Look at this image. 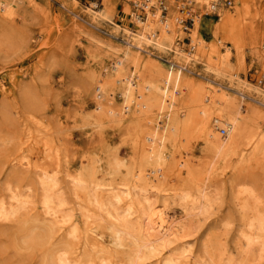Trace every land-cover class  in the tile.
<instances>
[{
  "label": "rangeland",
  "instance_id": "1",
  "mask_svg": "<svg viewBox=\"0 0 264 264\" xmlns=\"http://www.w3.org/2000/svg\"><path fill=\"white\" fill-rule=\"evenodd\" d=\"M0 1L10 2L5 12L0 9V200L8 198L5 201L11 203V193L16 191L21 199H29L28 205L33 208L30 211L32 208L27 205L28 208L12 220L0 218V264H54L55 252L66 249L71 253L69 256L84 261L79 264H87L85 260L89 255H95L81 246L79 240L70 239L67 230L58 231L57 227L51 230L52 224L40 203L43 192L38 166L48 168L50 176L57 173L55 177L58 176L62 190L58 193H63L67 201L62 214L70 211L83 228L90 219L92 223L97 222L93 224L100 240L105 245L113 242L112 232L106 227L105 214L88 201V193L80 192L84 196L79 193L82 198L78 200L79 196L76 200L69 179L83 173L90 182L97 158L101 159L104 170L121 162L117 181L129 179V172L137 173L145 153L144 145L151 144L146 138L155 129L161 133L158 124L169 125L167 110L160 111L159 106L151 102L153 99L146 101L153 95L141 88L142 81H155L168 72L181 76L174 97L176 107L182 109L178 119L182 125L176 132L167 134L168 166L146 178L150 183L149 195L158 205L168 202L173 217L188 220L186 224L191 225L192 231L187 241L196 257L211 254L216 259L217 249L222 245L228 253L224 259L231 256L237 264H264V252L257 246L252 256L241 259L240 233L245 229V222L240 206L235 202L239 189L247 184L256 192L260 199L258 207L264 212V139L259 140L264 136V102L256 99L255 91L256 87L264 91V0H191L194 2L190 6L191 12L197 14L198 19L193 27L188 24L189 32L178 23L182 15L177 8L187 0H170L168 22L171 28L165 37L170 51L151 48L142 51L137 61L132 57L126 60V76L133 74L139 79L138 89L145 97L141 100L142 103L145 101L143 108L137 106L139 91H135V100L126 112L122 110L123 99L119 96L123 87L113 85L110 75L113 64L129 47L121 28L140 29L130 17L136 0ZM227 1L232 4L227 6ZM216 3L220 4L218 17L209 11ZM91 10L97 12L95 17ZM161 26L156 23L154 31L160 34ZM191 47L195 48L194 53H190ZM172 49L181 50L186 55L177 60ZM194 56L195 60L192 59ZM175 62L180 68L174 65ZM104 88L112 97L105 104L99 97ZM240 88L249 95L241 96ZM223 93L244 101V111L249 112L247 115L243 111L245 118L249 116L248 120L245 119L246 125L250 124L247 132H250L249 127L254 128L250 133L252 137L254 135L251 146L241 145L246 149L244 163L236 157L215 156L207 130L202 129L203 116L199 112L205 98L213 99ZM263 95L259 94V98ZM211 118L209 125L214 130L216 123L214 117ZM222 129L227 127L217 124L215 132L225 139L227 134L222 135ZM260 144L263 145L259 147ZM44 145L49 146L48 150ZM186 165L194 170L192 177L187 175ZM99 175H94L99 182L110 180ZM133 182L131 179L130 184ZM203 185L211 186L217 200L212 211L197 223L184 216L174 195L183 191L196 194L197 187ZM25 195L30 197L26 199ZM241 198L240 203H243L246 197ZM89 210L91 213H87ZM86 214L92 218L87 220ZM205 245L209 248L205 249ZM130 249L127 246L123 249L124 254H115L117 260L112 258L107 263L131 264L129 259L133 257V248ZM150 260L143 264H155V258ZM95 261L101 264L100 260Z\"/></svg>",
  "mask_w": 264,
  "mask_h": 264
},
{
  "label": "bare ground",
  "instance_id": "2",
  "mask_svg": "<svg viewBox=\"0 0 264 264\" xmlns=\"http://www.w3.org/2000/svg\"><path fill=\"white\" fill-rule=\"evenodd\" d=\"M3 1H6V0H3ZM144 1H146V0H136L133 3L143 5L145 3ZM205 1L207 2V0H205ZM158 2H159V0H150V3L148 4L147 11H146L147 16L144 20H142L138 16L132 15L134 22L136 24L140 25V29L132 30V29H128V28H121L120 26L113 24L115 27L122 29V32H124L123 39L126 37L125 38L127 41L126 43H128V45H129V47L123 52V56L119 57L118 61H116L113 64V67L111 69V75H110V77H111L110 79L112 80L111 83L113 85L119 84L120 86L123 87L122 91L119 93V96L121 97V99H123V101H122V105H123L122 110L123 111L128 110L130 103L135 100L134 99V92L135 91H139L138 99H140V100L137 103V106H140L143 108V104H145V101L143 103L141 101V100H145L144 93L142 91H140L141 89H138L140 86V85L138 86L139 79H136L135 75H133V74H130L128 76H126V74H125L126 60L129 57H132L135 61H137V59H139L141 57L142 51L147 52L148 49H151V48H152V50L156 49L157 51L159 50L162 52L163 51H170V49H171L167 45V42L165 43V37H168V36H166V34L169 33V29L171 28V25L168 22L170 0H166L168 12L165 16H163L159 12V9H158L157 13L152 12L150 9L151 5L152 6L157 5ZM8 3H10V2H8ZM8 3L5 4L4 2L0 1V9L5 12L9 8ZM191 3L193 4L194 2L192 1ZM213 5H215V4H212L210 9L214 8ZM181 7H182V5L177 7V8H179V10H178L179 14L182 15V17L178 19L179 24H182V22L186 20V18H184V16H186V15H184L185 13L182 14L180 11ZM190 10H192V9H190ZM92 13L94 14V17H95L96 16L95 14L97 12L92 11ZM105 18H106V16H105ZM197 19H198V16L195 19V22ZM155 22L157 24L158 23L162 24V26L160 27L162 32L160 34L156 33L153 29L154 25L156 24ZM194 25H195V23H194ZM157 28L155 27V29H157ZM118 30H120V29H118ZM156 31H158V30H156ZM133 49H135V50H133ZM194 50H195V48L191 47L190 53H194ZM172 51L176 55L175 58L177 60H179L180 58H183V56L186 55L181 50H173L172 49ZM194 58H195V56L192 59H194ZM171 63H173V62H171ZM178 63H179V61H178ZM178 63L175 62L174 65H176L180 68ZM180 81H181V76L179 74H177L176 76H173V72H168L165 77H163V75H162V77L160 76V78L155 80V81H142L143 87H141V88H143L145 91H150V93L153 95L152 98H148V100H146V101L153 99V101H151V102H153V104H157L159 106L160 111L161 110L164 111V109L167 110V114L169 115L168 116L169 125L161 126L160 124H158L157 128H162L161 133L159 134L158 133L159 130L155 129L153 131V133L146 138V141H148V143H151V144L150 145H148V144L144 145L145 153L142 156L140 169L137 171V173H130L129 172L128 173L129 174L128 176H130L129 179L117 181L115 178L119 173V167H120L121 162L120 163L117 162L115 164V167L114 166H108L104 170L100 165L101 159L97 158L96 161H94L93 170H92L93 175H91V176H93V179L90 182L83 177V173H79L77 176H71L69 179L71 181L72 186H74V192L76 195L75 196L76 200L79 196H80V199H78V200H81V198H82L81 195H83V194L80 192H85L86 194L88 193L89 194V200L88 201L91 202L92 205L95 206L98 210H100L101 212H103L105 214V217L108 220V225H106V227L108 226V230H110L112 232V233H110V237H111V234L113 237L112 238L113 242L110 243L111 245L110 244L105 245L104 242H102V239L100 240V237L97 234L96 228L93 224V223H97V222L92 223L90 221L91 220L90 218H92L90 215L86 214L87 220H89V219L90 220L86 223L87 224L86 227L83 228L80 226V223L77 220L73 219V214L69 213L70 211L66 212L69 214H66V213H64L66 215L62 214V209L67 205V201L65 200V198H64L65 195L63 196V193H58V191L61 192L62 190H60L59 180L56 178L58 176L55 177V175H57V173L54 172L55 174H52L53 173L52 172L51 173L52 176H50L48 173V168L46 170V169L42 168L43 166H38L39 175L38 174L37 175H38V177L41 175L40 176L41 178L40 177L39 178L41 179L40 182H41L42 192H43L42 197H41L42 200L40 203H41V205L45 211L44 214L48 217L49 221L52 224L51 230L53 229V227H57L58 231H60L62 229L67 230L66 233L70 239H72L74 241L79 240L81 246H83L84 248L85 247L88 248L92 254L93 253L95 254V255H92V257H91V255H89V258L87 260H85V263L97 264V262L95 261V259H96V260H100L101 264H108L109 263L108 260H111L112 258H114L115 254L118 255V253H120V252L123 253L124 252L123 249L126 248L127 246L128 247L130 246L131 249L133 248V251H132L133 257L129 259L131 264H139V262H142V264H143L144 262L149 261L150 259H153V258L156 259L155 264H237V261L231 256H227V258L224 259V256L227 255L228 253H227L226 249L224 247H222V245L220 246L221 247L220 249L219 248L217 249L218 253L216 252L217 253L216 259L211 254L208 257H196L195 255H193V251H192L193 248L187 241V238L190 236L191 231H192V228L190 227L191 225L186 224V221H188V220L183 221L181 219H177V218L173 217L168 210L169 209L168 204H167L168 202L158 205L157 204L158 202L157 203L154 202L151 198V195H149L148 185L150 183L148 180H146V178L150 177L151 173L153 174V173L160 172V170L162 171L164 166H168V165H166L167 164L166 159H168V158H166L167 157V152H166L167 134L169 131H172V132L175 131L176 132L177 130H179L181 128V125H182V123L178 120L179 116H181V114H182V109L176 107V98L174 97L175 91L178 89ZM243 88H240L241 91H239L237 89L238 92L243 97L248 96L249 93H248V95H245ZM104 89H105V91H102V92L100 90L101 93H100V96L99 95L98 96L100 98H102V100H103V102L101 100V103L105 104V102H109V98H112V97H109L111 94L106 92V88H104ZM255 91L258 95V97L256 99L259 100L260 102H264V95L259 98V94L262 95L264 93V91H262L260 89V87L259 88L256 87ZM247 98H249V97H247ZM243 99H245V98H243ZM243 102L241 100H237V98H230L228 96V94L223 93L220 95H216V97L213 99L206 97L205 98V104H202V109L199 112V114H201L203 116L202 119L200 118L202 121V126H203L202 129L207 130L208 141L211 144V147H210L211 151L215 153L214 155L219 156V157L221 156L223 158H225V157H236L242 163H244V161L246 162V149L241 148V145L244 144V147L246 146V148H247V146H249L250 144L253 143V137H254V135H253V137L250 135V133L252 134L251 128L254 129L253 127H251V128L249 127L250 132L249 131L247 132V129H248L247 125L248 124L246 125L245 119L248 120L249 116L247 118H245V115L246 114L248 115L249 112H248V110H247L248 113L246 111H244V103ZM247 108H249V106ZM250 108H251V106H250ZM100 111H104V110L101 109ZM243 111H244V113L246 112L245 115H243ZM146 113H147V110H146ZM250 114H252V113H250ZM195 117H197V116H195ZM211 117H214L213 120L216 123V125H214V130L211 129L210 125H209V123H210L209 120L212 119ZM250 119H252V118H250ZM217 124H220V125L227 127V129H222V130H225V132L227 134V137L225 139L220 138L216 134L217 132H215V130H216ZM198 125H199V123H198ZM186 126H187V123H186ZM188 126H190V125H188ZM199 126H201V125H199ZM202 129L200 128L199 132ZM196 131H197V129H196ZM148 132H150V131H148ZM256 132H257V129H256ZM226 134H224V135H226ZM253 134H255V132ZM258 134H259V132L256 133V135H258ZM256 135H255V137H257ZM203 137H204V134H203ZM262 137H264V136H260V139H259L260 142L262 139H264ZM206 139H207V137H206ZM262 145L260 144L259 147ZM45 147H47V145ZM48 147L46 148L47 150H48ZM49 149H52V148H49ZM254 150H256V149L254 148ZM259 150H260V148H259ZM44 151H45V149H44ZM48 154H51V152ZM57 154L58 153H56V155ZM253 154H254V152H253ZM252 156H254V155H252ZM46 157H47V155H46ZM54 157H57V156H54ZM51 158L53 159V157H51ZM213 158H214V156H213ZM49 160H51V159L49 158ZM211 161H212V159H211ZM24 163L22 166H25L27 164V163H25V165H24ZM30 163H31V161H30ZM19 164H21V163H19ZM37 165H39V164H37ZM240 165H241V163H240ZM186 166H187V168H185V169L187 171V175H189V177H192L194 175V172H193L194 170L192 171L191 170L192 168L189 169L190 165H186ZM38 168H35V169H38ZM35 169H33V170H35ZM109 169H110V171H109ZM204 169H205V167H204ZM207 169H208V166H207ZM208 171L210 172V170H208ZM35 172H37V171H35ZM99 173L102 174V178L109 177L110 180L109 181L107 180L108 182L97 181V179L95 178L94 175H96V174L99 175ZM66 175H68V174H66ZM203 175H205V174H203ZM207 175H208V173H207ZM99 176H101V175H99ZM68 178L69 177H67V179ZM119 178H121V177H119ZM199 178H200V176H199ZM131 179L134 180L132 185L130 184ZM189 181H191V178L189 179ZM244 182H245V180H244ZM191 183H192V181H191ZM7 187L11 189V187H9V186H7ZM243 187L244 188H242L241 190L239 189V191L235 197V200H236L235 202H236V205L238 207L240 206L241 213H242V219L245 222V225H244L245 229H243L240 233V240H241V247L243 248L241 251V259L246 260V257H249L248 255H251L252 252L255 251L254 247H256V246L261 248L262 252H264V212H262L258 207V205L260 203V201H259L260 199L255 194L256 192L254 191V189L247 187V184H246V187L245 186H243ZM11 191H12V189H11ZM79 193L81 195H79ZM152 193H153V191H152ZM177 193L174 195V197L178 201V203L182 209V212L184 213V216L190 217L191 218L190 220L197 222V223L201 222L203 219H205L206 215L209 214L210 211H212L211 209H213V204H214L215 200H217L215 198V196L213 195L214 192L212 191L211 186H208V185H203V186L197 187L196 194H192L191 191H183L182 193H178V194ZM11 194H12V196L9 199V201H12L11 203H8L5 201V200H8V198L5 200L4 199L0 200V218H1V220L2 219L7 220V221L10 219L12 220V218H15L17 215H19V214L21 215L20 212H22V210L27 209L29 206L28 205L29 199L28 200H23V198L21 199V195L16 194V191H15V193H11ZM165 194H166V192H165ZM27 195H25L26 199L30 197ZM241 196L246 197V199L243 200L244 201L243 203H240V201L242 199ZM85 200L87 202V199H85ZM251 201H252V203H251ZM32 205H33V203H32ZM29 207L32 208L31 206H29ZM84 207H86V205ZM31 210H33V208L30 209V211ZM262 210H263V208H262ZM63 212H64V210H63ZM73 212H74V210H73ZM87 213H91V210L87 211ZM25 214H26V211H25ZM22 215L24 216V213ZM84 215H85V213H84ZM32 227H33V225H32ZM35 227H37V226H35ZM64 227H66V228H64ZM99 227H100V225H99ZM30 230H31V228H30ZM49 240H50V238H49ZM208 246L205 245V249L209 248ZM131 249H130V251H131ZM125 250H127V249H125ZM52 253H54V252H52ZM74 253L75 252H73L72 254H74ZM69 254H71V253L67 249L65 251L64 250H58L55 252L56 256L54 258H52V260H54V264H79V262H81V261H79L81 259H79L77 257L74 258L75 256L73 257V255L71 257V256H69ZM87 254H88V251H87ZM120 257L122 258V256H120ZM49 259H51V258H49ZM114 259L117 260V258H114ZM247 260H248V258H247ZM254 261H255V258H254ZM83 262H81V263H83Z\"/></svg>",
  "mask_w": 264,
  "mask_h": 264
},
{
  "label": "built area",
  "instance_id": "3",
  "mask_svg": "<svg viewBox=\"0 0 264 264\" xmlns=\"http://www.w3.org/2000/svg\"><path fill=\"white\" fill-rule=\"evenodd\" d=\"M189 2H192L191 0H187ZM187 1L183 2L181 5V13L186 15L187 18L185 21L182 22V27L184 28V31H188L189 32V27H188V24L191 25L192 27L194 26V23H195V19L197 18V14L191 12L192 10H190V6L192 5V3H188ZM145 3L143 5H140V4H137V3H133L132 4V13L130 15L131 18H133L132 15H135V16H138L139 18H141L142 20H144L146 18V11H147V6L148 4L150 3V0H146L144 1ZM187 4V5H186ZM189 4V5H188ZM232 4L231 1H227L226 2V5L227 6H230ZM214 8L213 9H209V11L212 12V15L218 17V14H219V10H220V4L219 3H216L215 5H213ZM151 11L154 12V13H157L158 12V9H159V12L165 16L168 12V8H167V5H166V0H159L158 4L157 5H151L150 7ZM188 12V13H187ZM185 25V26H184ZM189 46H191V41H189ZM222 134H226L225 130H222Z\"/></svg>",
  "mask_w": 264,
  "mask_h": 264
}]
</instances>
